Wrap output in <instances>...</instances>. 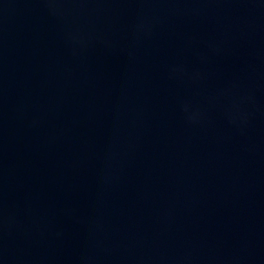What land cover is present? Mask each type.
Returning a JSON list of instances; mask_svg holds the SVG:
<instances>
[{"label": "water", "instance_id": "water-1", "mask_svg": "<svg viewBox=\"0 0 264 264\" xmlns=\"http://www.w3.org/2000/svg\"><path fill=\"white\" fill-rule=\"evenodd\" d=\"M0 264H264V0H0Z\"/></svg>", "mask_w": 264, "mask_h": 264}]
</instances>
